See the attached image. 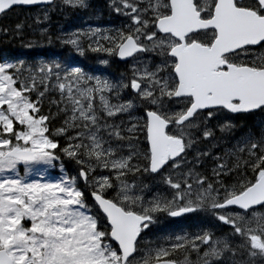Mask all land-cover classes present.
Wrapping results in <instances>:
<instances>
[{"label":"snow or ice","instance_id":"1","mask_svg":"<svg viewBox=\"0 0 264 264\" xmlns=\"http://www.w3.org/2000/svg\"><path fill=\"white\" fill-rule=\"evenodd\" d=\"M90 7L0 0V19ZM106 7L118 27L55 39L123 62L118 78L56 58L0 61V264H264V0ZM40 32L23 46H52ZM241 120L251 127L231 148L209 150ZM189 215L196 232L157 234Z\"/></svg>","mask_w":264,"mask_h":264},{"label":"rangeland","instance_id":"2","mask_svg":"<svg viewBox=\"0 0 264 264\" xmlns=\"http://www.w3.org/2000/svg\"><path fill=\"white\" fill-rule=\"evenodd\" d=\"M90 1L91 0H88L89 3H90ZM102 2H103V6L104 5L106 6L107 0H102ZM81 10L82 9H78V10H75V11H73V10L72 11H68L67 10L64 13H61V12L57 11L58 15H60L61 18L58 19V20L54 19L53 21H52V17H51V15L53 13H51L49 20H47V21L41 20V22L39 23V26H38V24H36V18L38 16H42V13H40L37 10H35L31 14H29V16L32 19L31 22H33V24H34L33 28H34V30H36V32H39V30L45 29L47 27L46 29L48 30V34L52 35L54 40H56L55 38L60 36L62 33H67V32L70 33L73 30L86 29L89 26H100L102 28L108 29V28L116 27V26L120 25V23H121V21L119 19H117L112 14H111V17H112L111 20L112 21H110L109 23H101L98 16H95L97 19L88 18V17H86V14L84 12H82V14H81V12H80ZM108 14L110 15V13H108ZM50 22L52 23V25H51ZM114 22H116V23H114ZM39 34H41V32H39ZM56 41H59V40H56ZM44 46H46L47 53L49 54V56L45 58V57H42L41 55H38L33 61H36V60H48V59H51V58H56L58 60H64L69 65H77L76 63L72 62L73 59L77 58L78 60L81 61L84 58V57H80V56L76 55L75 53H73L70 50V48H68V47L60 48V50L58 49L59 51H57V49L54 48L53 51H50L49 46L47 45V42H46V44ZM41 47H42V45L40 47H33L31 49H36V50L40 51V50H42V49H40ZM50 47H52V46H50ZM28 49H30V48H28ZM18 59L24 60V58H18ZM13 61H16V60H13ZM93 62L95 64L94 67H93L94 72H90V73L101 74L99 71L101 69H104L105 67H107V66H103V65H100V64L97 63V54H93ZM101 75L104 76L103 74H101ZM220 135H221L220 133H217L218 138L220 137ZM229 135H231V137ZM242 135H244V134L243 133L241 134L240 128L236 127V129H235L233 134H225V136H224L225 139H221L220 140V146L219 147L214 148V149L210 148L209 150L210 151H215L217 153L221 152L222 150H226V149H228V145L232 146L235 143V140L240 138ZM228 137H230V138H228ZM65 166H66V169H67L65 175L74 174L75 166L73 164H71L70 162H65ZM209 167H211V161H209ZM21 170H23V166H21ZM47 175H48V177L50 179H56V178H58V175H59V169L58 168L57 169H50L48 171ZM168 219H172V218H164L161 221V223L158 225V228L156 227L157 234L163 235V234H169V233L187 232V227L189 225L195 224L196 227H197L201 223V219L200 218L196 217L195 215H189V216L183 218L182 220H180L177 223V225H174L173 226L174 228H172L171 230L167 231L168 227L165 226L166 225L165 221L168 220ZM174 220H177V219H174ZM196 230H197V228H194V231L193 232H189V233H194V232H196Z\"/></svg>","mask_w":264,"mask_h":264},{"label":"trees","instance_id":"3","mask_svg":"<svg viewBox=\"0 0 264 264\" xmlns=\"http://www.w3.org/2000/svg\"><path fill=\"white\" fill-rule=\"evenodd\" d=\"M92 7L88 9H82L80 12H84L86 14V17L88 18H93L97 19L95 16H98L100 19L101 23H109L112 21L111 14L109 15V11L107 7L104 5L102 0H91L89 3ZM34 10H17L16 12L12 13L5 19H0V27L4 28H14V26L17 23H24L25 24V29H24V36L23 39L21 37H16L15 39L9 37L7 39L0 37V61H13L17 60L18 58H24L25 61L32 62L38 55H41L42 57H48L49 54L47 53V48L44 46L46 44V40H44L42 47L40 51L36 49H28L27 47H24V42L27 40H41V34L36 32L33 28L34 24L31 22V18L29 14L34 12ZM72 11V10H68ZM52 20L60 19V15H58L57 11H53V14L51 15ZM32 25H31V24ZM116 23V22H114ZM119 24V23H118ZM119 26V25H118ZM116 26V27H118ZM44 46V47H43ZM62 44H60L59 41L54 40V44L52 47L49 46L50 51H53L54 48L57 49V51L60 50V48H63ZM59 49V50H58ZM74 63H76L79 66L84 67L87 69L89 72H94V62H93V54L88 53L86 57L83 58V60H78L77 58L73 59ZM72 64V63H71ZM126 67L124 64L118 63L116 60H114L112 63H110L109 66L105 67L104 69H101L99 72L103 74L104 76H110L112 78H118L120 76V73L125 72ZM241 125H237V127H240L241 134H245L246 131H248L251 127L250 124H245L247 123L244 120H241ZM238 127V128H239ZM245 129V130H244ZM247 129V130H246ZM245 131V132H244ZM179 220H172L168 219L165 223L168 227L167 231L171 230L174 228V225H177ZM158 228V226H156Z\"/></svg>","mask_w":264,"mask_h":264},{"label":"bare ground","instance_id":"4","mask_svg":"<svg viewBox=\"0 0 264 264\" xmlns=\"http://www.w3.org/2000/svg\"><path fill=\"white\" fill-rule=\"evenodd\" d=\"M53 13V12H52ZM57 19V18H56ZM53 21V20H52ZM56 21V20H55ZM60 21V20H59ZM51 23V22H50ZM49 23V24H50ZM56 23V22H55ZM31 24V23H30ZM37 24V23H36ZM54 24V23H53ZM32 25V24H31ZM51 25H52V23H51ZM59 25V24H58ZM37 26V25H36ZM38 26H39V24H38ZM47 28V27H46ZM37 29V28H36ZM36 31V30H35ZM39 32H40V30H39ZM38 32V33H39ZM68 33V32H67ZM74 56V55H73ZM69 58V57H68ZM72 60V59H71ZM74 61V60H73ZM92 72V71H91ZM246 124V123H245ZM240 125H241V123H240ZM239 125V126H240ZM238 126V127H239ZM240 128V127H239ZM245 130V129H244ZM247 130V129H246ZM245 132V131H244ZM233 134V133H232ZM224 136H225V134H224ZM228 136V135H227ZM230 137H231V135H229ZM233 136V135H232ZM230 137H228V138H230ZM235 137V136H234ZM233 137V138H234ZM225 139V138H224ZM229 140V139H228ZM233 140V139H232ZM236 141V140H235ZM229 143V142H228ZM231 147V145H228V149ZM178 228V227H177ZM194 228H197L196 227V225L195 224H191V225H189L188 227H187V232L189 233V232H193L194 231ZM179 229V228H178ZM180 230V229H179ZM175 231V230H174Z\"/></svg>","mask_w":264,"mask_h":264},{"label":"flooded vegetation","instance_id":"5","mask_svg":"<svg viewBox=\"0 0 264 264\" xmlns=\"http://www.w3.org/2000/svg\"><path fill=\"white\" fill-rule=\"evenodd\" d=\"M246 122H247L246 124H250V125H251V123H252L251 121H246ZM240 123H241V121H239L237 125H240ZM241 124H242V123H241Z\"/></svg>","mask_w":264,"mask_h":264},{"label":"water","instance_id":"6","mask_svg":"<svg viewBox=\"0 0 264 264\" xmlns=\"http://www.w3.org/2000/svg\"><path fill=\"white\" fill-rule=\"evenodd\" d=\"M118 61V60H117ZM119 63H123V62H121V61H118Z\"/></svg>","mask_w":264,"mask_h":264}]
</instances>
